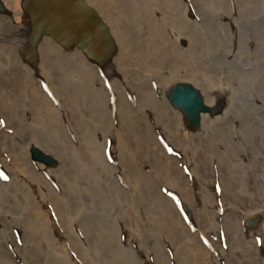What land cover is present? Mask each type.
<instances>
[{"label":"rangeland","instance_id":"374dc122","mask_svg":"<svg viewBox=\"0 0 264 264\" xmlns=\"http://www.w3.org/2000/svg\"><path fill=\"white\" fill-rule=\"evenodd\" d=\"M85 2L104 64L0 0V264H264V0Z\"/></svg>","mask_w":264,"mask_h":264},{"label":"water","instance_id":"95a60500","mask_svg":"<svg viewBox=\"0 0 264 264\" xmlns=\"http://www.w3.org/2000/svg\"><path fill=\"white\" fill-rule=\"evenodd\" d=\"M28 0H23V9ZM31 25L34 27L32 46L41 33L47 34L62 46H76L99 64L104 63L114 50L106 27L82 0H29ZM176 102L188 106L187 91L180 92Z\"/></svg>","mask_w":264,"mask_h":264},{"label":"bare ground","instance_id":"6f19581e","mask_svg":"<svg viewBox=\"0 0 264 264\" xmlns=\"http://www.w3.org/2000/svg\"><path fill=\"white\" fill-rule=\"evenodd\" d=\"M9 3L10 7V13H11V19L14 26V39L17 41L19 48L21 52L23 51L26 43H27V36L28 32L30 31V16L29 9L31 6L32 1H27V4L25 6L24 13L22 12L23 7L21 8L20 4H24L23 0H5ZM24 16V17H23ZM104 22V21H103ZM108 28V27H107ZM107 31L110 33L109 29ZM111 35V33H110ZM112 37V35H111ZM43 39H40L39 45H55V43L48 37H42ZM113 39V37H112ZM77 54H81L80 51L74 50ZM114 55L111 56L109 61L113 58Z\"/></svg>","mask_w":264,"mask_h":264}]
</instances>
